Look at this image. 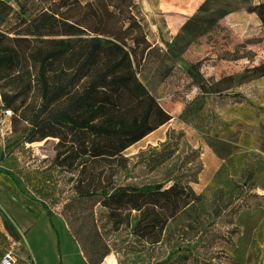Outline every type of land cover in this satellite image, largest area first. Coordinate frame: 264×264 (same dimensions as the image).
<instances>
[{
    "label": "rangeland",
    "instance_id": "rangeland-1",
    "mask_svg": "<svg viewBox=\"0 0 264 264\" xmlns=\"http://www.w3.org/2000/svg\"><path fill=\"white\" fill-rule=\"evenodd\" d=\"M5 1L19 10L17 0ZM19 1L28 13L49 8V0ZM134 1L154 34L138 77L171 120L128 149V170L117 182L176 183L196 199L180 201L175 215L158 230L160 242L133 233L139 212L132 213L131 225L117 228L100 204L94 217L85 218L88 231L81 238L86 248L103 240L121 264H161L169 256L176 264H264V0H216L211 11L227 12V17L195 40L181 59L166 61L161 71L167 77L156 75L168 51L162 40L171 41L207 0ZM195 73L203 78L200 86ZM5 109L0 95V205L7 208L13 197L4 172L27 174L50 165L59 138L23 147L12 130L15 115L8 117ZM216 140L228 144L227 159L211 146ZM57 171L56 191L45 201L60 213L68 201L61 189L71 187L67 181L72 173ZM19 174L29 192L21 193L23 198H36L33 187L41 186ZM87 205L88 213L91 202ZM12 249L25 260L21 264H30L0 214V258Z\"/></svg>",
    "mask_w": 264,
    "mask_h": 264
},
{
    "label": "trees",
    "instance_id": "trees-1",
    "mask_svg": "<svg viewBox=\"0 0 264 264\" xmlns=\"http://www.w3.org/2000/svg\"><path fill=\"white\" fill-rule=\"evenodd\" d=\"M215 1L201 5L171 41L162 40L168 51L156 75L167 77L162 65L181 59L195 40L227 17V12L211 11ZM17 5L19 10L0 0L1 99L15 115L12 130L23 147L47 137L59 142L50 165L27 174L4 172L7 192L36 219L45 213L52 220L57 212L45 199L56 191L61 172L57 168L72 173L67 181L71 187L61 189L68 201L60 214L90 264H102L110 255L103 240L91 241L86 248L81 238L88 231L85 218L94 217L98 204L117 228L131 225L132 213L139 212L133 233L160 242L158 230L175 215L181 200H195V194L176 183L165 187L117 182L128 170V149L171 120L138 77L154 44L151 23L134 0H49L48 10L35 14L28 13L24 2L17 0ZM202 79L193 75L199 86ZM219 141L211 146L227 159L229 146ZM18 174L41 186L33 187L36 198H23L29 192ZM0 214L18 243L23 236L11 214L1 205ZM171 259L161 264H176Z\"/></svg>",
    "mask_w": 264,
    "mask_h": 264
},
{
    "label": "crops",
    "instance_id": "crops-1",
    "mask_svg": "<svg viewBox=\"0 0 264 264\" xmlns=\"http://www.w3.org/2000/svg\"><path fill=\"white\" fill-rule=\"evenodd\" d=\"M7 206L25 240L28 259L33 264H90L81 246L71 233L65 218L56 213L52 220L43 213L36 219L14 197ZM102 264H121L116 253H111Z\"/></svg>",
    "mask_w": 264,
    "mask_h": 264
},
{
    "label": "built area",
    "instance_id": "built-area-1",
    "mask_svg": "<svg viewBox=\"0 0 264 264\" xmlns=\"http://www.w3.org/2000/svg\"><path fill=\"white\" fill-rule=\"evenodd\" d=\"M5 113L7 114L8 117L12 116V111L8 109H5ZM16 245L20 246L23 249L21 251L27 253L24 237H22V239L18 243H16ZM21 261L25 262V260L21 258V256H19L17 253H15L14 249H12V250H8L3 255L0 264H21Z\"/></svg>",
    "mask_w": 264,
    "mask_h": 264
},
{
    "label": "bare ground",
    "instance_id": "bare-ground-1",
    "mask_svg": "<svg viewBox=\"0 0 264 264\" xmlns=\"http://www.w3.org/2000/svg\"><path fill=\"white\" fill-rule=\"evenodd\" d=\"M51 153H52V155L55 154V150L54 151H51ZM8 206L14 211L13 207L11 206V204H9Z\"/></svg>",
    "mask_w": 264,
    "mask_h": 264
}]
</instances>
